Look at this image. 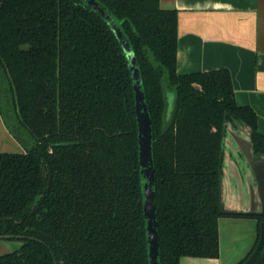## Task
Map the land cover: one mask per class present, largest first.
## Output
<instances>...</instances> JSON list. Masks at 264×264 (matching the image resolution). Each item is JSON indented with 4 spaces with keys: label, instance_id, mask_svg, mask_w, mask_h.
I'll return each instance as SVG.
<instances>
[{
    "label": "trees",
    "instance_id": "trees-1",
    "mask_svg": "<svg viewBox=\"0 0 264 264\" xmlns=\"http://www.w3.org/2000/svg\"><path fill=\"white\" fill-rule=\"evenodd\" d=\"M96 1L104 15L86 0H0V115L22 147L0 150V234L20 241L0 264H149L134 81L110 20L150 117L158 262L217 257L220 216L264 220L218 206L224 119L264 154L255 112L226 68L176 71V9Z\"/></svg>",
    "mask_w": 264,
    "mask_h": 264
},
{
    "label": "crops",
    "instance_id": "crops-1",
    "mask_svg": "<svg viewBox=\"0 0 264 264\" xmlns=\"http://www.w3.org/2000/svg\"><path fill=\"white\" fill-rule=\"evenodd\" d=\"M158 4L177 10L176 71L226 68L235 102L253 109L257 130L264 134V0H158ZM2 74L0 68V79ZM258 229L255 217L220 216L218 256H182L179 264H240L256 245Z\"/></svg>",
    "mask_w": 264,
    "mask_h": 264
},
{
    "label": "water",
    "instance_id": "water-1",
    "mask_svg": "<svg viewBox=\"0 0 264 264\" xmlns=\"http://www.w3.org/2000/svg\"><path fill=\"white\" fill-rule=\"evenodd\" d=\"M104 15L96 0H86ZM109 25L120 41L128 59V67L134 84V106L136 112L139 144V165L144 182L143 211L146 217L149 264H159L158 233L154 199V168L151 152L150 117L140 89V72L130 42L112 20ZM218 168V206L220 212L264 216V154H254L251 128L237 120L226 121L222 131V152ZM0 234V238L10 237ZM260 257L264 264V220L259 223V236L248 257L240 264H256Z\"/></svg>",
    "mask_w": 264,
    "mask_h": 264
},
{
    "label": "rangeland",
    "instance_id": "rangeland-1",
    "mask_svg": "<svg viewBox=\"0 0 264 264\" xmlns=\"http://www.w3.org/2000/svg\"><path fill=\"white\" fill-rule=\"evenodd\" d=\"M0 119H1L0 121V150H22L21 145L8 132L7 127L5 126V123L2 117H0ZM19 244H20V241L16 239L0 238V254L9 252L17 248Z\"/></svg>",
    "mask_w": 264,
    "mask_h": 264
},
{
    "label": "flooded vegetation",
    "instance_id": "flooded-vegetation-1",
    "mask_svg": "<svg viewBox=\"0 0 264 264\" xmlns=\"http://www.w3.org/2000/svg\"><path fill=\"white\" fill-rule=\"evenodd\" d=\"M257 262H258V263H260V262H261V259H260V257L256 258V264H257Z\"/></svg>",
    "mask_w": 264,
    "mask_h": 264
}]
</instances>
